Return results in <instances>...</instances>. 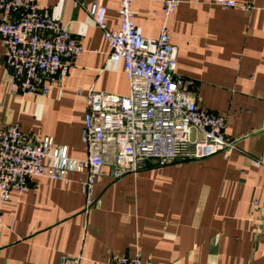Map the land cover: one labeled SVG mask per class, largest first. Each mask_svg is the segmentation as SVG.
<instances>
[{
	"label": "crops",
	"instance_id": "crops-1",
	"mask_svg": "<svg viewBox=\"0 0 264 264\" xmlns=\"http://www.w3.org/2000/svg\"><path fill=\"white\" fill-rule=\"evenodd\" d=\"M122 0H39L66 24L84 52L64 85L46 95L10 92L0 37V129L18 125L35 142L50 138L82 160L91 91L127 96L124 65L110 60L90 8H107V28L120 26ZM166 0H133L135 23L158 38L166 25L178 50L177 74L200 108L227 118L230 154L158 166L115 180L106 168L88 208L86 172L65 186L32 178L24 193L0 202V264H109L140 256L145 264H264V0H181L167 20ZM252 6L246 11L242 6ZM258 202L254 205V202ZM69 264H74L70 262Z\"/></svg>",
	"mask_w": 264,
	"mask_h": 264
},
{
	"label": "built area",
	"instance_id": "built-area-1",
	"mask_svg": "<svg viewBox=\"0 0 264 264\" xmlns=\"http://www.w3.org/2000/svg\"><path fill=\"white\" fill-rule=\"evenodd\" d=\"M225 8L234 0H216ZM181 0H166L167 20ZM251 11L252 6H242ZM120 26L107 28V8L95 3L90 15L104 32L110 60L124 65L127 96L91 91L84 116L82 140L87 157L70 158L66 146L50 138L35 142L18 125L0 129V202L13 191L24 193L32 178H48L68 186L72 173L86 172L87 206L95 200L97 179L110 168L115 180L135 175L152 162L158 166L230 154L235 142L227 137V118L199 107L188 82L177 74L178 50L166 25L158 38L144 36L135 23L133 0L119 6ZM0 37L7 68L5 82L12 93L46 95L50 85L62 87L73 62L84 52L68 26L56 20L39 0H0ZM264 168V155L258 160ZM258 202H254L257 205ZM79 259L63 258V264ZM109 264H145L140 256L112 257Z\"/></svg>",
	"mask_w": 264,
	"mask_h": 264
}]
</instances>
